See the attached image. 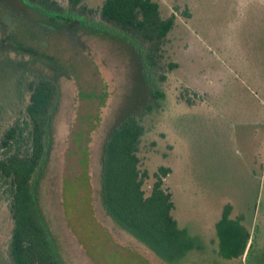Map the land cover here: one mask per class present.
Listing matches in <instances>:
<instances>
[{
    "label": "rangeland",
    "instance_id": "1",
    "mask_svg": "<svg viewBox=\"0 0 264 264\" xmlns=\"http://www.w3.org/2000/svg\"><path fill=\"white\" fill-rule=\"evenodd\" d=\"M56 1L74 16L96 21L104 3L84 0L81 7L73 8L69 0ZM154 1L160 5L163 19L177 16L163 44L166 61L179 65L169 75L168 85L175 110L183 109L176 103L187 88L215 102L218 112L227 114L229 121L247 123L260 118L263 110L238 78L247 73L249 65L245 44L253 36L252 24L247 22L249 13L262 7L264 0ZM3 3L0 64L10 58L11 63L33 72L54 75V69L35 63L29 55L6 49L14 43L33 49L60 67L51 147L40 183L42 215L59 257L64 264H165L115 223L102 204L104 143L112 127L133 107L138 85L133 46L87 28L51 27L27 12L18 0ZM2 77L0 73V93H8ZM249 81L264 91L262 75L249 76ZM218 112L201 105L190 114L195 120L191 123L197 130L194 134L188 132L189 122L182 120V112L172 111L175 120L183 122L178 133L169 129L165 118L154 133L142 138L139 155L142 169L150 176L144 189L147 195L151 193L159 167L172 169L165 188L173 195L179 227L194 245L177 264H264L261 131L253 132L252 126L239 128L234 138L229 123V135L221 130L204 133V122L217 117ZM248 155L254 156L251 167ZM228 202L236 204L233 217L242 213L239 229L249 237L245 256L233 260L219 254L216 231ZM1 212L6 228V207L2 206Z\"/></svg>",
    "mask_w": 264,
    "mask_h": 264
},
{
    "label": "trees",
    "instance_id": "2",
    "mask_svg": "<svg viewBox=\"0 0 264 264\" xmlns=\"http://www.w3.org/2000/svg\"><path fill=\"white\" fill-rule=\"evenodd\" d=\"M18 1L27 12L38 15L51 27L87 28L94 33L118 37L133 46L138 85L133 107L112 127L104 143L102 204L115 223L162 262L177 264L194 245L186 231L179 227L174 216L173 195L165 188V179L172 169L159 167L154 174L156 181L151 193L147 195L144 187L150 176L142 169L139 145L142 138L154 133L165 118V122L169 121V129L178 133L183 122L175 120L172 111L182 112V120L189 122L188 132L194 134L197 130L191 126L195 120L190 114L201 105L219 111L215 102L187 88L176 103L183 109L175 110L176 101L171 99L168 85L171 84L169 75L179 65L166 61L163 44L174 28L177 16L172 14L163 19L160 5L154 0H104L97 21L74 16L56 0ZM83 1L69 0L73 8L81 7ZM249 18L247 22L252 24L253 34L252 40L245 42L249 65L245 69L247 73L239 75L241 79L238 80L253 95L263 114L246 123L232 118L229 121L227 114L218 112L217 117L204 122V126L207 125L204 133L221 130L229 135L226 128L229 123L234 138L239 128L246 130L252 126L255 127L253 132L261 131L258 144L262 151L260 174L264 182V91L249 81V76L260 74L264 82V5L251 11ZM6 49L29 55L35 63H42L55 72L52 77L33 72L22 64L11 63L10 58L3 60L5 65L0 64V73L5 76L8 90V93H0V264H64L44 221L40 201V183L51 147L52 117L59 97L57 77L61 73L60 67L54 60L21 44L12 43ZM253 78L259 81L257 77ZM248 157L251 167L254 156ZM235 205L225 204L216 224L219 254L228 260L243 258L249 244L248 234L244 235L239 229L242 213L232 216ZM2 206L6 207L8 216L6 228Z\"/></svg>",
    "mask_w": 264,
    "mask_h": 264
}]
</instances>
